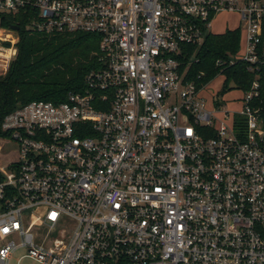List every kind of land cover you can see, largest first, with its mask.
<instances>
[{
	"label": "built area",
	"instance_id": "built-area-1",
	"mask_svg": "<svg viewBox=\"0 0 264 264\" xmlns=\"http://www.w3.org/2000/svg\"><path fill=\"white\" fill-rule=\"evenodd\" d=\"M221 13L245 32L229 64L259 73L264 0H0V76L19 18L97 35L102 64L84 92L3 119L0 264L20 250L18 264H264L262 83L233 86L244 97L230 113L184 69Z\"/></svg>",
	"mask_w": 264,
	"mask_h": 264
},
{
	"label": "trees",
	"instance_id": "trees-1",
	"mask_svg": "<svg viewBox=\"0 0 264 264\" xmlns=\"http://www.w3.org/2000/svg\"><path fill=\"white\" fill-rule=\"evenodd\" d=\"M18 20L21 22L18 56L9 71L0 76V129L5 116L21 105L34 101L60 104L71 93L84 92L88 75L102 68L97 35L33 33L27 30V21ZM241 46V31L229 30L221 35H208L200 47H186L183 60L187 80L202 88L223 74L226 87L233 84L248 91L259 77L264 93V68L253 73L244 63L229 64Z\"/></svg>",
	"mask_w": 264,
	"mask_h": 264
},
{
	"label": "rangeland",
	"instance_id": "rangeland-1",
	"mask_svg": "<svg viewBox=\"0 0 264 264\" xmlns=\"http://www.w3.org/2000/svg\"><path fill=\"white\" fill-rule=\"evenodd\" d=\"M241 18L237 14L233 13H221L219 14L213 24H212V32L214 34H224L229 30H234L241 27ZM245 45V32L243 31L242 35V48ZM12 53H16V50L12 51ZM243 52L241 51L238 55V58L242 57ZM18 56V53H17ZM16 56V57H17ZM8 59H11V56H8ZM16 59V58H15ZM7 61V60H6ZM6 65V62H5ZM5 67V66H4ZM226 76L221 74L219 75L213 82H211L202 92V96L207 99V105L209 109L214 108V101L219 100L223 102L226 107L224 110L233 113L234 111H239L241 109V99H243L244 94L237 89L233 88V84H230L226 87ZM17 158L16 153H11L8 156L9 161H13ZM26 254L24 250H20L15 255V259L12 264H18V260ZM20 264H37L30 259H25L20 262Z\"/></svg>",
	"mask_w": 264,
	"mask_h": 264
},
{
	"label": "bare ground",
	"instance_id": "bare-ground-1",
	"mask_svg": "<svg viewBox=\"0 0 264 264\" xmlns=\"http://www.w3.org/2000/svg\"><path fill=\"white\" fill-rule=\"evenodd\" d=\"M7 60H8V57H7ZM5 62H6V60H4V62L2 61V63H1V66H2V67L5 66Z\"/></svg>",
	"mask_w": 264,
	"mask_h": 264
},
{
	"label": "water",
	"instance_id": "water-1",
	"mask_svg": "<svg viewBox=\"0 0 264 264\" xmlns=\"http://www.w3.org/2000/svg\"><path fill=\"white\" fill-rule=\"evenodd\" d=\"M14 29H15V30H18L19 28L15 26Z\"/></svg>",
	"mask_w": 264,
	"mask_h": 264
}]
</instances>
